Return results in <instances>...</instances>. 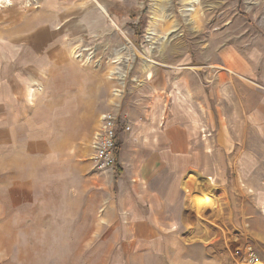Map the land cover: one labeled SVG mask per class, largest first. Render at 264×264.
<instances>
[{
    "label": "rangeland",
    "instance_id": "1",
    "mask_svg": "<svg viewBox=\"0 0 264 264\" xmlns=\"http://www.w3.org/2000/svg\"><path fill=\"white\" fill-rule=\"evenodd\" d=\"M162 1L171 21L152 0L0 4L13 21L0 24V264H264V143L249 121L264 0H208L197 15ZM178 111L195 165L181 200L131 216L128 187L94 161L103 117L115 133L146 120L127 148L149 157L153 128ZM158 167L157 183L172 177ZM29 225L36 242L15 245L9 229Z\"/></svg>",
    "mask_w": 264,
    "mask_h": 264
},
{
    "label": "crops",
    "instance_id": "2",
    "mask_svg": "<svg viewBox=\"0 0 264 264\" xmlns=\"http://www.w3.org/2000/svg\"><path fill=\"white\" fill-rule=\"evenodd\" d=\"M23 1L24 0H0V4H13L11 7L4 8L6 11H12L13 9L17 10V5L23 3ZM43 4H47V2L45 1ZM0 9L2 10V8ZM93 15H95L94 12ZM2 19L3 18L0 16V24H11L13 22L9 19H4L6 20V22H4ZM2 54L3 52L0 49V57ZM111 74L115 75V70H113ZM243 87L248 88L247 86ZM252 89L256 93L251 92L250 98L253 100L254 97H256L258 102L250 111L249 121L256 127L257 132H255V134H258L257 137L264 143V94H262L260 90L254 89V87H252ZM53 112L54 111H51V114ZM179 113L182 114L183 112ZM180 114L171 115L163 124L161 117L158 128H153L154 131H152L150 135L152 138V152L149 157L148 155L143 157V153L141 152L142 147L140 146L131 148L130 152L127 148V143L131 139L138 140L140 136H143L146 130V124L144 123L147 122L146 120L135 125L131 133H120L119 138L121 147L119 150L118 163L121 172L119 176L121 178L120 181L128 187V191L126 192V194H128V200L135 205L132 207L131 216L153 217L156 216L154 214L155 209L161 213L160 215L165 213L168 214V210L171 209V206L174 203L177 205L181 200L180 193L183 190V185L182 182L180 183L179 174L194 168L195 165L194 157L192 156L194 153L192 150L194 148L188 144L189 142L185 143L184 140H180V134L183 130L179 129L180 122H191L189 121L191 117H185L182 114L180 120L176 116ZM44 116H46L45 112H43L42 119L47 120ZM37 120L39 119H36V121ZM157 140L160 141L158 142L160 145L155 144ZM163 143L165 145H163ZM156 148L158 149L157 153L155 151ZM128 153H130L131 156H128ZM155 155L158 157H155ZM157 163H159L158 168L163 166V168L169 170L172 173V177L168 179L164 178L160 183H157L159 182V178L151 176V172L155 171ZM151 201L155 202L154 205L149 204Z\"/></svg>",
    "mask_w": 264,
    "mask_h": 264
},
{
    "label": "bare ground",
    "instance_id": "3",
    "mask_svg": "<svg viewBox=\"0 0 264 264\" xmlns=\"http://www.w3.org/2000/svg\"><path fill=\"white\" fill-rule=\"evenodd\" d=\"M179 1H180V4H181V7L183 9L182 12H184L185 14L189 13V14H195V15L198 14L197 10L201 6V4L203 2H208V0H179ZM152 2H153L152 3V11L155 13V16L158 17L159 19H161L162 21L163 20L165 21L167 19H169L168 21H171L170 15L168 14V3H164L162 0H152ZM96 5H97V9L99 11L101 10L100 11L101 13L103 12L106 16L108 15L107 9L103 5H101L99 2H96ZM97 9H96L97 12L95 14L100 15L98 13L99 11ZM172 22H173V20H172ZM151 35L152 34L150 33L148 39L146 38L148 40V42L151 39L150 38ZM167 41H169V38L167 39ZM120 60H121L120 58H117L115 63L117 64ZM33 231L34 230H32V228H30V225L26 226V227H23V228H20V229L19 228H17V229H14V228L13 229H9V232H10V234L12 236L11 237L12 242L15 245L18 244L20 246H26V247H29L31 244H34L36 242V240L34 239V237L32 235ZM39 232H40V235H38L36 237V239H38V240L43 239V237H44V235H43L44 231L43 230H39ZM30 248H31V246H30Z\"/></svg>",
    "mask_w": 264,
    "mask_h": 264
},
{
    "label": "built area",
    "instance_id": "4",
    "mask_svg": "<svg viewBox=\"0 0 264 264\" xmlns=\"http://www.w3.org/2000/svg\"><path fill=\"white\" fill-rule=\"evenodd\" d=\"M103 127L97 136L96 154L94 161L99 170H105L108 167L116 166V133L115 122L110 114L104 115Z\"/></svg>",
    "mask_w": 264,
    "mask_h": 264
},
{
    "label": "trees",
    "instance_id": "5",
    "mask_svg": "<svg viewBox=\"0 0 264 264\" xmlns=\"http://www.w3.org/2000/svg\"><path fill=\"white\" fill-rule=\"evenodd\" d=\"M120 132L118 131L116 133V166H115V172L116 174L119 176L120 175V172H121V169L119 167V163H118V158H119V150H120V147H121V141H120Z\"/></svg>",
    "mask_w": 264,
    "mask_h": 264
}]
</instances>
